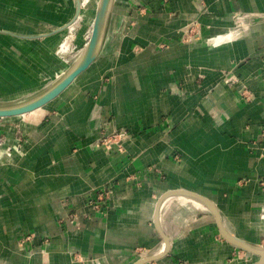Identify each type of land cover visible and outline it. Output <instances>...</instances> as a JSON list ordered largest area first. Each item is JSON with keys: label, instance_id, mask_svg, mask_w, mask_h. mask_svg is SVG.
I'll use <instances>...</instances> for the list:
<instances>
[{"label": "crops", "instance_id": "1", "mask_svg": "<svg viewBox=\"0 0 264 264\" xmlns=\"http://www.w3.org/2000/svg\"><path fill=\"white\" fill-rule=\"evenodd\" d=\"M80 1L0 0V103L81 55L99 0L73 22ZM79 22L65 67L53 47ZM102 40L58 97L0 119V264H134L160 230L169 250L145 264H236L209 210L156 212L191 192L246 240L264 210V0H113Z\"/></svg>", "mask_w": 264, "mask_h": 264}, {"label": "water", "instance_id": "2", "mask_svg": "<svg viewBox=\"0 0 264 264\" xmlns=\"http://www.w3.org/2000/svg\"><path fill=\"white\" fill-rule=\"evenodd\" d=\"M110 2L111 0H99L97 8H96V12H95L94 21L92 24L91 34L85 46L83 54L79 62L66 74V76L62 80L57 82L55 86H53V88H51L50 90L46 91L42 95L32 100L21 102L20 104H11V105H8L7 107H0V119L22 116L28 113H32L44 107L45 105L50 103L52 100H54L56 97H58L79 74L84 72L92 64V62L95 61V59L98 56V51H99V46H98L99 38L101 37L103 29L106 24V13L110 5ZM174 196H192L199 200L205 201L210 207V212L214 215L216 219L217 225L220 229L221 236L225 240L233 244L238 249L244 250L250 254L252 253L249 252L248 249L256 250L255 249L256 246L254 244L249 243L245 240H242L238 237L231 236L224 231L222 224H221V219H220L218 210L216 206L209 200L205 198H201L197 194H194L191 192L173 191V192L167 193L164 196L162 201L166 200L167 198L174 197ZM162 201L160 202L158 206V209H157L158 211L161 207ZM158 211L156 212V214L159 213ZM160 233L162 234L163 242L165 244L164 252L161 255L156 256V257L141 258L134 264H145L147 262L156 260L160 258L161 256H164L168 252L169 247H170V241L168 240V238H166L163 235L161 230H160ZM258 252H260L263 255L264 249H260ZM252 255H255L261 258V262H259L258 264H264V257L262 255H258V254H252Z\"/></svg>", "mask_w": 264, "mask_h": 264}, {"label": "rangeland", "instance_id": "3", "mask_svg": "<svg viewBox=\"0 0 264 264\" xmlns=\"http://www.w3.org/2000/svg\"><path fill=\"white\" fill-rule=\"evenodd\" d=\"M83 17V14L81 15V18ZM93 17V16H92ZM80 18V19H81ZM81 28V23H76L75 24V30H70L66 31L60 40H58V43L55 44L54 48V53L56 54L57 57H60L61 61H65L67 64H64L65 67L71 64L73 59L76 57V51L78 50V43H77V38H76V33L77 31ZM72 34V35H71ZM70 36V37H68ZM71 40V41H70ZM67 43V48L68 50L65 53H59L60 51V46L62 43ZM70 43V44H69ZM70 45V46H69ZM62 54V55H61ZM78 58V57H77ZM76 58V59H77ZM64 63V62H63ZM34 62H29L28 61V68L30 70L28 71V74L30 71L36 72V70L33 68ZM33 66V67H32ZM24 78H19L17 81V87L18 91L21 89H26V90H32L34 87L39 86L41 84L47 85L50 84L51 81H54L55 78H49L46 73H37V75L31 76V78H27V76H23ZM30 95V94H28ZM27 96V95H26ZM25 97V96H23ZM21 97V98H23ZM20 99V96L18 97ZM255 222L252 224H247L244 226V230H241L240 233L244 235L245 239L249 242H253L259 246L264 247V210H261L260 213L257 215L255 218ZM246 252V251H245ZM243 253V251H238L236 250L234 254V259L236 264H258L261 262V258L255 255H252L250 253ZM244 261V262H243Z\"/></svg>", "mask_w": 264, "mask_h": 264}, {"label": "bare ground", "instance_id": "4", "mask_svg": "<svg viewBox=\"0 0 264 264\" xmlns=\"http://www.w3.org/2000/svg\"><path fill=\"white\" fill-rule=\"evenodd\" d=\"M86 3H87V0H82V1H80V6H79V9H78V11H77V13L75 14V16H74V20H73V22L75 21L76 22V20H78V17H79V11H80V9H81V6H85L86 5ZM112 3H113V0H111V2H110V5H109V7H108V9H107V13H106V21H107V19H108V17H109V15H110V11H111V8H112ZM95 17V16H94ZM73 26H75L74 25V23H68L67 24V27L66 28H68V29H70V30H72L73 29ZM75 28V27H74ZM104 31H105V27H104V29H103V32H102V35H101V37L99 38V44H98V46H99V51H98V53L100 52V47H101V44H102V36H103V34H104ZM90 32V31H89ZM72 35V34H71ZM230 36H232V35H229V36H224V37H220V38H218V39H215L211 44L213 45H219V44H223V43H225V42H228V41H230L229 39H230ZM68 37H70V36H68ZM71 41V40H70ZM88 42V41H87ZM70 44V43H69ZM87 44V43H86ZM70 46V45H69ZM68 48H70V47H68ZM68 48H67V43H62V45L60 46V51H59V53H65L67 50H68ZM84 51V50H83ZM83 51L80 53L81 55L80 56H78V58L76 59V61L73 63V65L72 66H69L68 68H65V70H63V71H60V72H58L57 73V78L51 83V84H49L46 88H44L43 90H41L40 92H38V93H36V94H34V95H32V96H29V97H26V98H21V99H18V100H15V101H12V102H1L0 103V107H7L8 105H11V104H20L21 102H25V101H28V100H32V99H34V98H36V97H38V96H40V95H42L43 93H45L46 91H48V90H50L51 88H53V86H55V84L57 83V82H59L60 80H62L65 76H66V74L79 62V60H80V58H81V56H82V54H83ZM62 55V54H61ZM29 114V113H28ZM26 115V114H25ZM171 198H173V197H171ZM171 198H168V199H166L164 202H163V204H161V207H160V210L158 211L159 213H157V223L161 220V215H162V211H164V209H165V207H166V205H167V203L169 202V200L171 199ZM179 198H182L181 200L183 201V202H187V203H189V204H191V205H193V206H197V207H201V208H204V209H207V210H209L210 211V207L208 206V204L205 202V201H202V200H199V199H197V198H194V197H192V196H179ZM201 198H203V197H201ZM206 199V198H205ZM208 200V199H207ZM171 201V200H170ZM211 202V201H210ZM196 210H198V209H196ZM218 210V209H217ZM162 212V213H161ZM169 212H170V210H166L165 211V213L163 214V215H168L169 214ZM218 213H219V211H218ZM219 216H220V219H221V224H222V227H223V229H224V231L227 233V234H229V235H231V236H234V237H236L234 234H231V233H229L225 228H224V225H223V220H222V217H221V214L219 213ZM162 231V230H161ZM162 233H163V235L166 237V238H168V240L170 241V238H169V234H167L165 231H162ZM243 240V239H242ZM245 241H247V240H245ZM247 242H249V241H247ZM249 243H252V244H254L256 247H255V249L256 250H252V249H248V251L249 252H251L252 254H258V255H262L260 252H258L260 249H264V247H262V246H259V245H257V244H255V243H253V242H249ZM164 250H165V244H164V242H163V244H162V246L160 247V250H158L157 252H154V253H152V254H149V255H145L143 258H149V257H156V256H159V255H161L163 252H164ZM263 257H264V254L262 255Z\"/></svg>", "mask_w": 264, "mask_h": 264}, {"label": "built area", "instance_id": "5", "mask_svg": "<svg viewBox=\"0 0 264 264\" xmlns=\"http://www.w3.org/2000/svg\"><path fill=\"white\" fill-rule=\"evenodd\" d=\"M10 151H11L10 149H7V152H6L7 156H10Z\"/></svg>", "mask_w": 264, "mask_h": 264}]
</instances>
